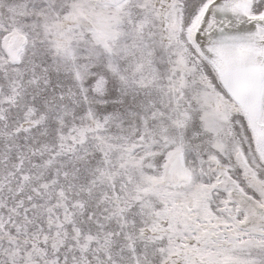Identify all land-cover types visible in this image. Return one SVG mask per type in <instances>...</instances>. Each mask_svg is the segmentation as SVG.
Listing matches in <instances>:
<instances>
[{
  "label": "snow or ice",
  "instance_id": "6c2138e0",
  "mask_svg": "<svg viewBox=\"0 0 264 264\" xmlns=\"http://www.w3.org/2000/svg\"><path fill=\"white\" fill-rule=\"evenodd\" d=\"M0 264H264V0H0Z\"/></svg>",
  "mask_w": 264,
  "mask_h": 264
}]
</instances>
